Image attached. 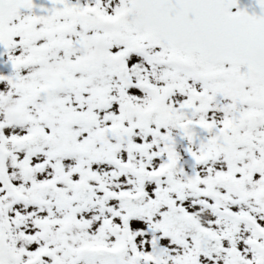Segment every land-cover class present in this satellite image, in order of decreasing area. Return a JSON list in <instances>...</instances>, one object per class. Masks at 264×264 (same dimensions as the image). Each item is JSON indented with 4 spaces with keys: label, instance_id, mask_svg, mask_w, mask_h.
Here are the masks:
<instances>
[{
    "label": "snow or ice",
    "instance_id": "6c2138e0",
    "mask_svg": "<svg viewBox=\"0 0 264 264\" xmlns=\"http://www.w3.org/2000/svg\"><path fill=\"white\" fill-rule=\"evenodd\" d=\"M0 264H264V0H0Z\"/></svg>",
    "mask_w": 264,
    "mask_h": 264
}]
</instances>
